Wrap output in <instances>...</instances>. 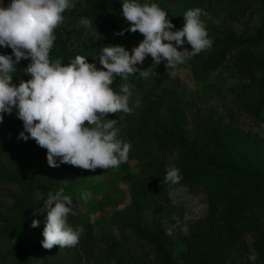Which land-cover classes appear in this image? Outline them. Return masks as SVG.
I'll use <instances>...</instances> for the list:
<instances>
[{
    "label": "trees",
    "instance_id": "16d2710c",
    "mask_svg": "<svg viewBox=\"0 0 264 264\" xmlns=\"http://www.w3.org/2000/svg\"><path fill=\"white\" fill-rule=\"evenodd\" d=\"M251 1L151 0L167 12L175 26L173 30L182 27V15L190 8L199 7L207 12L220 3L229 19H239L247 15ZM258 1L262 6L261 23L253 34H236L226 30L224 24H208L202 15L212 47L174 71L188 69L194 86L205 92L210 79L219 80L226 75L235 84L239 114L264 123V0ZM3 3L6 6L9 0ZM80 3L79 10L70 14L68 9L65 11L63 22L55 29L50 60L60 59L67 64L82 55L100 68L98 58L92 56L99 55L105 45H123L131 52L133 45L143 39L138 31L126 30L129 22L121 15L120 0H81ZM70 17L73 21L86 18L93 23L88 27H77L76 23L69 27L72 22L66 19ZM121 29H125L123 35L118 34ZM183 47L190 49L187 42ZM0 53L11 55L12 51L10 47H0ZM19 63L27 80L29 76L22 69L29 61L22 59ZM137 67L145 73L143 76L137 73L127 81L116 77L113 90L120 92L124 85L130 88L141 85L147 76V67H151L154 75L165 71L166 76H154L139 107V115L130 121L125 134L118 136L131 144V154L156 162L139 168L145 182L135 181L126 210L133 221L126 226L152 249L153 264H179V260L185 264H234L242 250L250 246L256 253L255 262L245 264H264V165L251 160L253 151L248 155L246 150L249 141L254 145L255 139L250 140L249 133L241 136L232 127L239 114L227 112L214 116L198 112L199 106L187 98L196 93L187 91L177 77L170 76L171 70H166L164 62L154 66L152 58L147 56ZM189 109L197 111L189 117ZM15 121L4 115L0 123V237L13 241V248L6 252L14 260L13 264H31L35 251H43L46 257L54 250L55 246L45 249L41 244L45 221L40 219L39 210L43 209L49 192L54 194L63 188L64 194L69 195L67 185L72 178L68 173L74 166L64 163L50 167L47 150L33 139H19L23 122ZM187 125L191 126L192 136L187 133ZM170 154H175L172 166L180 170L182 177L176 184L164 180L168 168L165 162ZM131 180L132 187L134 178L129 179V184ZM178 186L189 193H201L205 197L206 212L202 219L190 225L188 234L181 239L184 247L176 255L165 228L158 221L143 227L139 217L140 202H166L169 191ZM3 198L10 203L4 204ZM34 219L39 221L35 228L31 226ZM73 219L75 215L70 214L68 220ZM248 239H253V244L248 245ZM115 248L116 245H111L103 249L106 257L96 264H126L114 257ZM76 253L79 262V250Z\"/></svg>",
    "mask_w": 264,
    "mask_h": 264
},
{
    "label": "clouds",
    "instance_id": "9594fccd",
    "mask_svg": "<svg viewBox=\"0 0 264 264\" xmlns=\"http://www.w3.org/2000/svg\"><path fill=\"white\" fill-rule=\"evenodd\" d=\"M121 15L129 22L127 31L139 32L143 39L131 52L123 45L108 44L102 48L99 64L87 57L75 56L69 63L50 60V50L56 39L54 31L64 20V13L75 7V0H0V47H10L12 54L0 53V123L5 114H12L23 122L18 138L33 139L45 148L50 167L67 163L86 170L119 167L129 158L131 144L118 139L116 119H105L109 113H130L127 85L120 92L113 90L116 77L127 81L132 75L145 74L142 65L150 56L153 65L164 62L170 76L175 69L204 50L211 49L206 25L201 19L208 13L190 8L183 13V25L175 26L167 12L151 0H120ZM85 27L93 21L82 18ZM125 29L118 33L123 35ZM187 42L190 45L183 47ZM28 65L22 71L27 80L13 83L16 65L22 60ZM139 101H137V104ZM182 179L180 170L168 167L164 177L170 184ZM89 193H82L87 200ZM73 200L61 188L49 192L43 202L46 211L42 246L51 249L74 247L84 229L73 227L68 220L75 215ZM33 228L39 221L33 220Z\"/></svg>",
    "mask_w": 264,
    "mask_h": 264
},
{
    "label": "rangeland",
    "instance_id": "374dc122",
    "mask_svg": "<svg viewBox=\"0 0 264 264\" xmlns=\"http://www.w3.org/2000/svg\"><path fill=\"white\" fill-rule=\"evenodd\" d=\"M81 0H75V7L69 8V13L79 10ZM247 15L239 19H229L226 15L225 7L216 3L211 7L207 16H203L206 23L211 25L224 24L226 30L239 34L247 32L254 33V28L260 26L262 6L258 0H252ZM4 4V3H3ZM69 27L76 23L77 27L83 26L80 19L73 17L66 19ZM135 45H133L134 47ZM131 50V49H130ZM147 76L143 79L138 87L129 85L130 90L129 106L132 109L130 113L118 112L109 113L105 119H116V127L120 130L118 136L125 134L126 128L130 121L139 115V107L142 104L144 95L154 80V76H166L165 71H158L154 75L151 67L145 69ZM152 72H151V71ZM174 78H178L180 83L187 91L194 92V95H187L188 99L193 100L197 106L198 112L209 113L210 115H226L227 112L239 114V105L235 97V84L230 82L225 75L210 79L211 83L206 87L207 91L194 86L188 69L175 71ZM169 74V73H168ZM23 79L20 63L16 65V72L13 73V83H18ZM137 101L139 103L137 104ZM196 110V111H197ZM15 109L12 114H5L10 119H15L17 124L21 120L16 116ZM188 115L191 116L195 110L189 109ZM229 119L226 117V122ZM233 128L241 136L249 133V139H255L254 145L249 141L247 145L248 155L251 153V160L258 161L264 165V123L253 121L246 116L240 115ZM187 133L192 136L191 126L187 125ZM255 151V152H254ZM175 161V154H170L166 158L165 164L171 167ZM155 161L144 159L142 156H135L129 152V158L119 167L93 170L73 167L68 173L72 179L68 183L69 196L73 200V210L75 219L69 220V223L75 228L82 226L84 231L81 234L79 243L74 247L60 248L55 246L54 250L43 256V251H35L31 264H96L106 256L103 249L111 245H116L114 257L123 260L126 264H153L154 256L152 249L139 240L135 231L126 225H131L133 218L130 217L126 210L129 207L135 181L140 179L145 182L144 176L140 174V167H150ZM156 165V162H155ZM134 178L129 184V179ZM139 180V181H140ZM89 193L87 200L81 198L82 193ZM5 193V192H4ZM2 202L8 205L9 200L3 198ZM6 199V200H5ZM166 202H140L142 212L140 213L139 222L141 226H151L154 221H158L165 228L168 241L174 248V254L184 247L182 238L188 234V228L194 222L203 218L206 212L205 197L201 193H189L183 187H175L168 193ZM46 211L39 210V217L43 221L46 219ZM248 245L253 244V239H248ZM13 248V241L5 236L0 237V264H13V259L6 255V252ZM81 259L78 262V253ZM250 246L242 250V254L237 256L238 259L234 264H245L247 261L254 263L256 253ZM68 259V260H67ZM179 264H185L179 260Z\"/></svg>",
    "mask_w": 264,
    "mask_h": 264
}]
</instances>
